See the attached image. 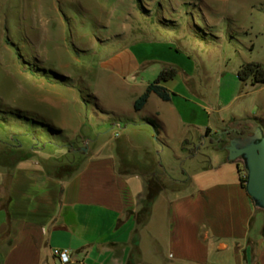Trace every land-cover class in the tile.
Here are the masks:
<instances>
[{
	"label": "crops",
	"instance_id": "obj_1",
	"mask_svg": "<svg viewBox=\"0 0 264 264\" xmlns=\"http://www.w3.org/2000/svg\"><path fill=\"white\" fill-rule=\"evenodd\" d=\"M136 47L120 46L102 67L140 96L162 68L176 65L149 67L155 61ZM250 61L264 64L242 55L230 93L226 72L196 64L177 70L179 85L169 84L176 77L165 83L170 100L152 93L136 110L133 96L134 116L113 125L122 130L118 142L103 143L68 181L37 160L0 169V264H58L54 248L70 250L71 264H264V209L242 186L239 160H228L229 142L206 151L196 144L208 129L225 139L264 128V85L237 76ZM157 168L176 186L160 192L136 231L145 177Z\"/></svg>",
	"mask_w": 264,
	"mask_h": 264
},
{
	"label": "rangeland",
	"instance_id": "obj_2",
	"mask_svg": "<svg viewBox=\"0 0 264 264\" xmlns=\"http://www.w3.org/2000/svg\"><path fill=\"white\" fill-rule=\"evenodd\" d=\"M123 45L137 46V55L155 61L152 68L222 69L230 93L242 55L264 60V0H0V137L33 133V160L63 175L55 166L64 159L81 167L103 143L118 142L122 130L113 125L134 116L138 89L102 62ZM201 141L202 151L217 147L220 134Z\"/></svg>",
	"mask_w": 264,
	"mask_h": 264
},
{
	"label": "trees",
	"instance_id": "obj_3",
	"mask_svg": "<svg viewBox=\"0 0 264 264\" xmlns=\"http://www.w3.org/2000/svg\"><path fill=\"white\" fill-rule=\"evenodd\" d=\"M176 75V68L164 67L158 74L157 78L154 81L150 82L146 90L135 100L134 108L136 110L142 109L152 93L156 94L164 101L170 100L172 93L165 86V83L176 77ZM238 77L242 82L245 83L250 81L254 85H264V64L256 61L245 62L240 66L238 70ZM13 116L20 121L22 119H29V117L24 115V113L14 112ZM208 132L209 129L207 130V133ZM235 133L237 135H246L251 134L252 132L248 133L245 130H236L234 133H232L233 136H235ZM27 136H29L30 141L26 144L24 140L27 138ZM220 141L221 143H223L224 139ZM37 145L38 142L33 133L18 136L11 135L8 136V138L0 137V168H7L8 170H10L15 168L18 163L22 161H26L29 159L33 160L34 157H36L33 154V151L39 149ZM42 148H45V145ZM190 151L194 152V149H191ZM73 154L77 155V152H73ZM68 156L69 155H66V158ZM9 157L10 159L15 158L17 159V161H8ZM64 160L65 161H62L58 163L57 166H55V169L58 171L61 169H65L66 171L64 175L61 173L59 174L49 171L43 161L40 160L39 162L44 166L48 173L59 177L62 181H68L80 170L84 163L81 165V167L74 168L73 164L77 162V159L75 161H68L67 159ZM241 170L243 172L241 184L245 188L247 174L246 170L242 167ZM162 175L163 174L161 169L157 168L156 170L148 173L145 177V190L138 200L139 209L135 213L137 222L136 231L138 230V227H140L148 220L151 214L153 203L155 202L160 192L168 186L166 180L162 177ZM133 244L136 245V239L133 240ZM127 264H132V261H129Z\"/></svg>",
	"mask_w": 264,
	"mask_h": 264
},
{
	"label": "water",
	"instance_id": "obj_4",
	"mask_svg": "<svg viewBox=\"0 0 264 264\" xmlns=\"http://www.w3.org/2000/svg\"><path fill=\"white\" fill-rule=\"evenodd\" d=\"M228 160H240L246 170L245 189L255 207L264 209V128L257 125L251 134L233 136L225 146Z\"/></svg>",
	"mask_w": 264,
	"mask_h": 264
},
{
	"label": "built area",
	"instance_id": "obj_5",
	"mask_svg": "<svg viewBox=\"0 0 264 264\" xmlns=\"http://www.w3.org/2000/svg\"><path fill=\"white\" fill-rule=\"evenodd\" d=\"M52 255L57 259L58 264H71L73 262L71 251L65 248H54Z\"/></svg>",
	"mask_w": 264,
	"mask_h": 264
},
{
	"label": "flooded vegetation",
	"instance_id": "obj_6",
	"mask_svg": "<svg viewBox=\"0 0 264 264\" xmlns=\"http://www.w3.org/2000/svg\"><path fill=\"white\" fill-rule=\"evenodd\" d=\"M228 135V137H230V134H227ZM233 135V134H232ZM246 135H248V134H246ZM224 134H220V140H223L224 139ZM235 136H245V135H237L236 133H235ZM222 137V138H221Z\"/></svg>",
	"mask_w": 264,
	"mask_h": 264
}]
</instances>
